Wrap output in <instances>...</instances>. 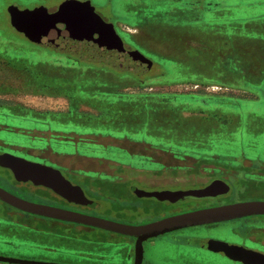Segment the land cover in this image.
Wrapping results in <instances>:
<instances>
[{"label":"rangeland","instance_id":"obj_1","mask_svg":"<svg viewBox=\"0 0 264 264\" xmlns=\"http://www.w3.org/2000/svg\"><path fill=\"white\" fill-rule=\"evenodd\" d=\"M65 1L0 0V32L5 33V36L0 35V101L33 109L35 112H53L49 116H41L13 107L0 108V152L4 150L12 155L38 156L61 163L66 162L69 155L87 156L92 159L110 158L112 161L105 163L102 169L119 173L123 168H116L115 162L134 166L147 164L146 160L140 161L133 157H140L139 152L143 149L140 145L132 146L126 142L123 137L128 135L132 138L138 137L139 140L147 138L151 144L163 141L166 146L156 144L157 147L170 149L169 151H173L167 148L169 145L175 146L176 150L191 149L194 141L195 145L199 146V153L200 150L212 148L221 149L225 153L235 150V153L228 154L239 156L238 161L243 163L239 168H253L244 157H254L252 159L257 162L264 161V0H201L199 17L191 11L192 0H76L90 1L103 19L115 24L129 49L133 47L118 28V22L122 25L130 22L141 23L148 30H168L166 34L169 36V52L162 50H165V41L155 40L156 43L153 44V39L146 40L145 46L155 45L159 51L153 52L156 55L152 57L157 61L152 70L143 76L128 72L146 82L145 90H163L161 94L153 96L117 92L113 89L117 84L113 77L94 71L102 66L99 61L94 58L81 59L73 52L67 51L62 47L60 39L49 31L36 30L31 34L32 37L36 35L37 41L23 32L27 36L24 35L25 41L22 39L23 34L16 27L17 24L23 29H28L29 26L19 16L14 17L9 12L11 6L22 12L44 6L50 13H55ZM19 19L22 23L17 21ZM124 29L131 33L139 32L127 26ZM12 39L25 43H14ZM237 42H243L240 50H236L238 45L233 44ZM75 59L79 60L77 64ZM8 61L13 62L18 71L25 72L23 75L32 82L30 87L25 86L16 70L9 71L6 66ZM112 69L120 72L116 68ZM162 74L165 75L162 77L165 79L163 82L160 78ZM211 83L217 85L206 88L207 91H222L225 101H234V104L227 102V105L201 102V107H207L211 117L214 111H221L216 115H221L220 119L217 118L219 129L212 130L211 121L204 118L207 113L200 110L193 112V109H185L186 115L199 116V126L190 131L174 124L180 121L178 117H171L170 125L163 123L165 115L158 114L156 108L161 104L166 105L164 102L175 107H199L197 99L188 100L190 96L180 93L189 91L191 85L198 84L200 90ZM36 88L44 95L27 92L36 91ZM48 94L61 96H47ZM73 94L78 100L71 101L66 97ZM203 95L197 91L191 96L198 97L199 101V96L203 98ZM107 101L112 104L107 106ZM126 103L135 107L128 109L124 106ZM222 111L227 112L226 115ZM154 117H157L156 120ZM64 129H72L79 135L87 133L92 136L79 137L72 133L55 132ZM132 129L139 135L133 137V133L129 134ZM107 135L122 139L115 141L107 138ZM64 136L72 138L73 141L60 142ZM57 137H60L58 141ZM81 139H88L90 142ZM205 143L209 145L205 146ZM123 148L129 149L134 155L121 150ZM152 155L156 156L155 152ZM192 164L190 161L187 165ZM78 166L97 169L99 165L85 162ZM147 166L160 168L154 163ZM205 166L216 165L209 163ZM205 166L203 165L202 172ZM163 169L159 170L165 172ZM174 172L171 170L162 175L152 173L149 180L162 182L165 185L158 187L168 189L196 188L211 180L207 173L199 174L198 182L194 174L188 175L191 172ZM130 173L128 172L129 177L132 176ZM244 174L242 179L245 178ZM255 174L248 177H258L259 173ZM232 178L234 186L226 197V204L264 200V190L261 188L264 187L263 184L250 183L247 178L243 181L237 175ZM240 181L239 190L243 192L237 189ZM0 185L18 197L34 203L59 205L53 199L50 189L19 182L10 170L1 166ZM99 190L101 196H94V199L102 205L98 214L103 217L120 222L126 221L123 220L125 218L128 220L126 222L133 225L146 224L162 218L155 210L153 199L141 200L130 191L107 185ZM10 211L14 212L13 220L21 219L26 225L22 232L18 230L14 233H0V256L61 264H89L72 256V253L78 250L98 252L100 249L107 254H113L116 251L109 249L110 243L120 245L125 241H132L131 237L101 229L24 214L0 201V217H5V213ZM119 211L124 213L121 212L120 215ZM240 226L241 223L231 221L220 223L218 226H199L160 236L145 243L146 260L149 264H236L222 255L200 247L198 249L195 243L189 245L186 238H199V242L209 237L237 240L234 230H239ZM101 240L108 243H103L98 248L96 245ZM4 241H12L13 245L8 246ZM38 244L63 252L36 251L31 247Z\"/></svg>","mask_w":264,"mask_h":264},{"label":"water","instance_id":"obj_2","mask_svg":"<svg viewBox=\"0 0 264 264\" xmlns=\"http://www.w3.org/2000/svg\"><path fill=\"white\" fill-rule=\"evenodd\" d=\"M9 12L14 17L19 16L29 26L28 29H23L17 24L18 26L16 27L20 32H25L32 37L31 34L35 33L36 30L49 31V33L60 39L62 47L67 51L73 52L81 59L94 58L102 65L116 68L120 72H131L138 76L148 74L155 65L154 60L141 51L127 49L115 25L106 22L97 13L90 1L66 0L55 13H50L44 6L37 7L33 11L26 10L25 12L19 11L15 6H11ZM17 21L22 23L20 19ZM59 23H65L67 25L66 28L64 30L59 29ZM32 39L34 41L38 40L36 35ZM0 166L10 170L19 182L46 187L72 203L86 206L95 204L87 198L81 186L72 184L58 169L47 167L10 153L0 155ZM230 191L231 186L222 180H215L207 187L201 189L152 192L140 190L144 196L171 202H180L188 199H214L217 196L226 195ZM0 201L29 215L74 223L135 238V264H143L145 243L151 239L187 228L229 222L252 216H264V201H246L192 211L144 225H132L60 207L34 203L18 197L1 186ZM208 248L215 252L226 253L229 257L245 264H264L263 254L245 251L223 241L212 239L208 242ZM0 263L61 264L5 256H0Z\"/></svg>","mask_w":264,"mask_h":264},{"label":"flooded vegetation","instance_id":"obj_3","mask_svg":"<svg viewBox=\"0 0 264 264\" xmlns=\"http://www.w3.org/2000/svg\"><path fill=\"white\" fill-rule=\"evenodd\" d=\"M66 26L67 25L65 23H59L58 24V28L61 30H64L66 28ZM20 33L23 34V36L24 35L27 36L23 32H20ZM96 37H98V35H96ZM130 46H132V45H130ZM126 48H127V46H126ZM127 49H129V46ZM130 50H138V49L133 47ZM125 140H126V142H128L132 146H139L140 145L143 150H140V152H139L140 157L135 156L133 154V152H131L129 149L123 148L121 150L126 151L128 154H133L134 155L133 157L140 159V161L146 160L147 164H150V163L153 164L154 163L155 165L160 166V168H158V169H155L154 167L150 168L149 166H147V164L146 165L141 164L140 166H134V165L124 164L125 162L124 163L123 162L122 163L115 162L117 164L116 168L117 167L123 168L121 172L117 173V172H107L106 170L102 169V167L105 165V163H107L109 160L112 161V159H108V158L107 159H102V158L92 159V158H89L87 156L69 155V156H67V158H68L67 161L61 163V162L54 161L52 159L40 158L38 156L17 155V154H13V155L28 159V160L36 162V163H40V164L45 165L47 167H52V168L60 170L62 172V174L64 175V177L67 180H69L72 184L77 185V186H81L82 189L84 190L87 198L95 203V204L89 205V206L72 203V202L62 198L61 196H59L58 194H56L54 191H52L50 189L53 192V195H52L53 199L57 203H59V205H55V207H60L63 209L79 212V213L90 215V216L100 217V218H104V219H108V220H111V219L107 218V217H103V216L98 214V211L102 208V205L98 203V200L96 198L94 199V196H96V197L101 196L99 189L102 188V186L104 187V185L130 191L133 196H135L141 200L142 199H153L152 203L154 205H156L155 210H157L160 213V215H162L161 219H164L167 217L185 214V213L192 212V211H198L201 209H207V208H213V207L228 205V204H226L225 200H226V197L231 193L232 188L234 186L233 182H232V179H233L232 177L234 175H237L239 178H241L239 170H236L233 167H226L225 168V167L218 166V165L212 166V167L205 166L206 164H203L201 161V157H199V146H198V149L196 150V155H187V154L182 155L178 152L169 151L170 149L165 150L161 147L159 148L156 146V144H151V142L148 139H146V140L141 139V140H136V141L129 140V139H125ZM154 152H155L156 156L152 155V153H154ZM5 153H10V152H6L3 150L0 152V155L5 154ZM190 161H192V163H193L192 166L187 165L188 162H190ZM85 162H94V164L97 163L99 166L97 169H86L84 167L78 166L81 164H85ZM113 162H114V160H113ZM203 165L205 166L203 168L204 172H202ZM99 167H100V169H99ZM109 168L111 169L112 166H110ZM161 168L162 169L164 168L166 170L165 172H167V171L169 172L171 170H174L177 174L180 172H182L183 174H187V172H191L188 175L194 174L196 176V180L198 182H199V174L207 173L210 175L211 180L209 182H207L206 184L200 185L196 188H189V189L188 188H186V189H168L167 187H162V188L160 187L159 188L158 186L165 185V184H162V182H159V183H156L153 181L150 182L149 175L152 173L158 174V175L165 174L164 171L159 170ZM248 169H250L252 171L253 168L248 167ZM128 172H131L130 174H132V176L129 177ZM174 173H172V174L166 173V174L172 176V175H175ZM215 180H222V181L226 182L227 184H229L231 186V191L226 195L217 196L214 199H212V198L200 199V200L199 199H188V200L180 201V202H171L168 200L161 201L155 197L144 196V194H142L140 192V190L152 192V191H165V190L179 191V190L201 189V188L207 187L208 185H210ZM252 182L256 183L257 181H250V183H252ZM153 183H156V184H153ZM261 183L264 186V181ZM169 184H167V185H169ZM240 185H241V181L239 182V184L237 186L238 190L240 189ZM144 186H149V187L144 188ZM150 186L152 188H150ZM154 187H156V188H154ZM261 188H263V190H264V187H261ZM239 191L243 192V190H239ZM123 193L126 194L125 192H123ZM123 193H121V194H123ZM250 201H254V200H250ZM258 201H264V200H258ZM237 202H246V201H236L234 203H237ZM230 204H233V203H230ZM50 206H54V205H50ZM8 207H10V206H8ZM138 210L139 209H137V211ZM121 212H123V211H119L120 215H121ZM22 213H24V212H22ZM13 214H14V212L10 211V212L5 213V217H3V218L0 217V233H8V232L14 233V232H17L18 230H21L20 232L23 231L24 226L26 224L22 223L21 219H20V221L19 220H17V221L13 220L12 219ZM24 214H27V213H24ZM161 219H159V220H161ZM123 220L128 221L125 218H123ZM53 221H55V220H53ZM126 221H121V222L116 221V222L130 224ZM58 222H61V221H58ZM152 222H154V221H152ZM229 222H231V221H229ZM232 222L241 223L239 230H237L239 232L234 230V233H235L236 237L238 238L237 240H224V239H220V238L209 237V238H204L201 240L202 242L201 241L199 242V238H197V239L186 238L187 243L188 244L190 243L189 245H193V243H195V246H197L198 249L200 247L201 249H205L211 253L222 255L225 257L226 260L233 262V263H236V264H245V263L229 257L226 253H222V252L220 253V252H215V251L210 250L208 248V242L212 239L218 240V241H223V242L229 243L232 246H236L239 249L249 251V252H258V253H261L264 255V216H252V217L233 220ZM63 223H66V222H63ZM149 223H151V222H149ZM69 224L78 225V224H74V223H69ZM146 224H148V223H146ZM219 224L220 223L212 224V225H206V226H218ZM135 225H144V224H135ZM81 226H83V225H81ZM193 228H196V227H193ZM187 229H191V228H187ZM183 230H185V229H183ZM179 231H181V230H179ZM238 235H241L242 238L239 237ZM131 239H132V241H130V242L125 241L124 243H122L120 245L110 243L109 249H111L112 251L113 250L116 251L113 254H111V253L107 254L104 250L100 251V249L98 250V252H93L90 250H78V251H74V253H72V256H75L79 260H83L89 264H135L136 239L135 238H131ZM3 243L8 245V246L13 245L12 241H6V242L4 241ZM103 243H108V242L101 240V242H99V244L96 246L98 248H100ZM31 247L36 251H42L43 250V251H47L49 253L63 252L60 249L50 248V247H42L39 244L38 245H31ZM145 253H146V248H145ZM143 264H149V262L146 260V254H145V259H144Z\"/></svg>","mask_w":264,"mask_h":264},{"label":"trees","instance_id":"obj_4","mask_svg":"<svg viewBox=\"0 0 264 264\" xmlns=\"http://www.w3.org/2000/svg\"><path fill=\"white\" fill-rule=\"evenodd\" d=\"M199 1H201V0H192V3H190V5H192V8H199V6L202 3V2H199ZM132 27L136 28L137 30L141 28V31H140L141 34L138 37L139 42L132 43V47L141 50V52H143L149 58L153 59L154 61H157L152 56L156 55L153 52L159 53V51L155 48V45H152V47H149L148 45H147L148 47L145 46L146 43H147L146 40L153 39V44L156 43L155 40L165 41L167 43V38H169V36L166 34L167 31L159 32V33H153L152 31H149L147 29H143V24H141V23L139 25L132 26ZM0 35H4L5 36V33L0 32ZM5 39H9V38L6 37ZM22 39L24 40V36L23 35H22ZM12 41L14 43H19V44L20 43H25V42L15 41L13 39H12ZM233 44L234 45H238V48H236V50H240V47H242L241 45L243 44V42H237V43H233ZM161 45H163V44H161ZM244 46L246 47L245 44H244ZM162 50L165 51V52H169L168 43L165 45V50L164 49H162ZM74 61H75V64H77L79 62V60H77V59H75ZM6 66L9 68V71H11V69L14 70V71L16 70V73L18 74V77L20 79H23V81L25 83V86H29L30 87L32 85V82L30 81V79H28L26 76L23 75V73H25V72L22 73V72L18 71V67H16L13 62L8 61L6 63ZM94 71H97V72H99L101 74H105L107 76L109 75V76L113 77V79L117 81V84H115L113 89H116L117 92H120V93H127V94H131V95H136V96H153V95H159L163 91V90L147 91V90H145V88H146V85H144V84H146L145 81H142L138 77H136L133 74L128 73V72H125V73H120V72H117V71L115 72L109 66L102 65L100 67V69H96ZM163 76L165 77L164 74H162L160 76V78L162 79V82L165 81V79L162 78ZM129 84H131V85H129ZM214 85H217V84L211 83L209 85L203 86L202 89L199 90L198 84H195V85H191L192 88L189 89V91L180 93L182 95L190 96L188 98V100L197 99L196 102H199V107H196V108H191L190 106H188V107H185V106L175 107V106L167 105V102H164L166 105L161 104L158 108H156V110L158 111V114H164L165 115V117L162 119L163 123H166L167 125H170L171 124L170 123L171 117L172 118L178 117L180 119V121L179 122H174V124L176 126L181 127V128H186L188 131H190V129H194L195 126H199V116L195 115V117H192V116L189 117V116L186 115L185 109H188V110L193 109V112H199V110H200L202 113H207V115H205L206 117H204V118H206L207 120L211 121L212 130L216 131V128L219 129L220 123H219L217 118L220 119L221 115H219L220 117H217L216 115L220 114L221 111L220 110L214 111L213 117H211V116H209L208 108L205 107V106L201 107V105H203L202 103H209V102L213 103V102H215L214 105L217 104V103L220 104V105H225L228 102V101H225L226 99L223 97L222 94H224V93H222V91L213 93V92H210V91L206 90V88H209V87L214 86ZM196 86H198L197 89L193 88V87H196ZM45 87L47 88L48 86H45ZM129 88H132V90H130ZM197 91H199V93L202 92L205 95V96L203 95L204 96L203 98H200V96H199V101H198V97L194 98L193 96H191L192 93L197 92ZM6 92H7V90H6ZM27 92L33 93V94L44 95V94H41L39 92V88H36V91H27ZM12 93H13V90H12ZM47 96H57L58 97V96H61V95H59V94H48ZM73 96L69 95V96H66V97L68 99H70L71 101L72 100H78V97H76L74 94H73ZM93 99L97 100L96 98H93ZM233 102H231V100H229L228 103L231 104ZM106 104H107V106H109L112 103L107 101ZM124 106L126 108H128V109L132 108V107H135V105L128 106L127 103L124 104ZM4 107L18 108V109H21V111L33 112V113H36L37 115H41V116H49L50 114L53 113V112H45V113H43V112H35L33 109H26V108H22L20 106H16V105H14L12 103H4V102L0 101V108H4ZM209 108H211V107H209ZM222 113H225V115H226L227 112L222 111ZM167 114L169 115V117H167ZM156 118H155V120H156ZM134 119L137 120L135 117H134ZM55 132H62L63 134L72 133V134H75V135H77L79 137L84 136V135L85 136H88V135L92 136L91 134H87V133H83V135H81V134L79 135L76 132H74V130H72V129L58 130V131H55ZM130 133H133V134H131V135H133V137H135L136 135L137 136L139 135L137 133V131H135V129L129 130V134ZM59 138L60 137L56 138L57 141H58ZM62 138H63L62 140H59L60 142H72L73 141V139L70 138V137L68 138V137L64 136ZM100 138H103V137L100 136ZM107 138L113 139L115 141H120L119 139H122V137L111 136V135H107ZM88 139H90V138L88 137ZM88 139H81V140H83L84 142H90L91 139L90 140H88ZM123 139H129V140H133V141L139 140L138 137L137 138H132V137H129L128 135L123 137ZM146 139H144V140H146ZM156 144H158V145L160 144V146H166V143L163 142V141H161L160 143H156ZM195 144H196V141H194L193 144L191 145V147H192L191 149L176 150L177 148H175V146H171V145H169V147H167V148H171V150H173V152H178V153H180L182 155H186V154L196 155V151H194V150H196L198 148V146H196ZM206 145H209V143H205V146ZM234 151L232 152L231 150H228V153H230V154L231 153H235ZM228 153H225L221 149H216V148L213 149L212 148V149H209V150H200L199 157H201V161H202L203 164L212 163V164H215V165H218V166H222V167H225V168L226 167H233L236 170H239L241 177H243L242 174L245 173L244 174L245 178L244 179L241 178V180L244 181L247 178V179H250V181H257L258 183L262 184L261 182L264 181V161H258L257 162V161L252 159L254 157H244V158H247L246 161H249L252 164L253 169L251 171L250 169H245L244 167L243 168H239V167H242V165H243V163L241 161H238L239 160L238 159L239 156H234V155L232 156V155H230ZM229 158H232V159H229ZM225 160H227V161L224 162ZM241 169H243L244 172L241 171ZM256 172L259 173L258 177H248V175H250V174L256 175L255 174Z\"/></svg>","mask_w":264,"mask_h":264},{"label":"crops","instance_id":"obj_5","mask_svg":"<svg viewBox=\"0 0 264 264\" xmlns=\"http://www.w3.org/2000/svg\"><path fill=\"white\" fill-rule=\"evenodd\" d=\"M191 11L197 15L199 17V8H192ZM140 23H137V22H130V24H125V25H122L120 22H118V28L121 29V31L123 32L124 36L127 37L129 39V42L130 44L132 45V43H136V42H139L138 40V37L139 35L141 34L140 31H141V28L138 29L137 31H139L138 33H131L127 30L124 29V27H131V28H134L132 26H136V25H139ZM115 25V24H114ZM115 28H116V25H115ZM136 29V28H135ZM143 29H147L144 25H143ZM117 32H118V29L116 28ZM148 30V29H147ZM150 31H152L153 33H159V32H163V30L161 29H157V30H151L149 29ZM165 31H168L167 29H165ZM119 34V33H118ZM120 35V34H119ZM122 37V36H121ZM123 39V38H122ZM139 50V49H138ZM141 51V50H139ZM143 53V52H142ZM144 54V53H143ZM147 56V55H146ZM148 57V56H147ZM151 59V58H150ZM153 60V59H152Z\"/></svg>","mask_w":264,"mask_h":264},{"label":"built area","instance_id":"obj_6","mask_svg":"<svg viewBox=\"0 0 264 264\" xmlns=\"http://www.w3.org/2000/svg\"><path fill=\"white\" fill-rule=\"evenodd\" d=\"M196 88H198V86H196Z\"/></svg>","mask_w":264,"mask_h":264}]
</instances>
